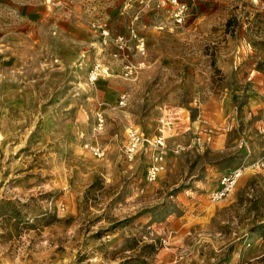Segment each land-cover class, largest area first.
<instances>
[{"label":"rangeland","instance_id":"obj_1","mask_svg":"<svg viewBox=\"0 0 264 264\" xmlns=\"http://www.w3.org/2000/svg\"><path fill=\"white\" fill-rule=\"evenodd\" d=\"M177 1L0 0V264H264V0Z\"/></svg>","mask_w":264,"mask_h":264},{"label":"built area","instance_id":"obj_2","mask_svg":"<svg viewBox=\"0 0 264 264\" xmlns=\"http://www.w3.org/2000/svg\"><path fill=\"white\" fill-rule=\"evenodd\" d=\"M258 1V0H256ZM264 6V1H261ZM166 0H163V4ZM175 7L172 9V17L177 23H183L186 16L187 7L183 3H179L177 0H173ZM96 72V71H94ZM176 119V112L169 111L160 117L158 134L153 140H149L144 137V133L138 128L130 126L127 128V144H126V155L129 159L134 157L139 152L141 146L146 142L152 143L156 148L152 162L147 168L146 179L149 182H154L158 179L160 173L164 169V159L166 150V137L171 133L175 127L174 120ZM103 125V117L100 118V126ZM97 154L102 155L104 152L100 148L94 150ZM253 165L264 168V154L254 161ZM247 164H241L227 172H224L219 180L218 185L210 192L209 198L213 202H220L227 198L230 193L234 190L237 183L241 179L242 175L247 170Z\"/></svg>","mask_w":264,"mask_h":264},{"label":"crops","instance_id":"obj_3","mask_svg":"<svg viewBox=\"0 0 264 264\" xmlns=\"http://www.w3.org/2000/svg\"><path fill=\"white\" fill-rule=\"evenodd\" d=\"M185 128H190V125L188 124Z\"/></svg>","mask_w":264,"mask_h":264}]
</instances>
